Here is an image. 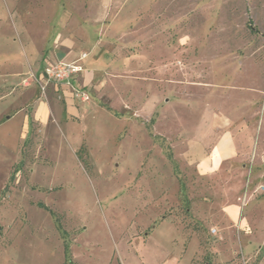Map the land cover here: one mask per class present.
<instances>
[{"label": "rangeland", "instance_id": "374dc122", "mask_svg": "<svg viewBox=\"0 0 264 264\" xmlns=\"http://www.w3.org/2000/svg\"><path fill=\"white\" fill-rule=\"evenodd\" d=\"M73 19L97 69L90 99L54 83L42 97L32 69ZM16 70L28 79L11 84ZM0 87V264L264 256V0H0ZM46 100L57 121L32 120L16 152L6 118L21 103L49 117ZM236 143L255 152L240 159ZM243 162L230 199L222 170Z\"/></svg>", "mask_w": 264, "mask_h": 264}, {"label": "crops", "instance_id": "0c3cea01", "mask_svg": "<svg viewBox=\"0 0 264 264\" xmlns=\"http://www.w3.org/2000/svg\"><path fill=\"white\" fill-rule=\"evenodd\" d=\"M76 20H70L69 22H67L66 24H64L63 28L62 29H59V30H56L58 28V26L56 27L55 29V34L51 37L52 40H50V37L46 35V39L48 41V37H49V42L51 43V46H52V52L51 53L52 57H50L52 60H58L59 58L61 59H64L66 61H74V60H77L79 61L83 67H84V70L78 74L75 78V82L80 85L81 87H86V88H89L91 87L94 83H95V78H96V72H97V69L94 67V66H90V64L94 61L92 59H89L86 58V59H83L81 60L80 59V56L81 54H83V52H85V50H80L79 51V48L80 46L78 45V42H77V39L74 38L73 35V30L71 29V26H73V24H75ZM68 24H70L68 26ZM88 31V30H87ZM25 40H26V44L27 46H30L28 47V50L29 52H33L34 49L32 47V44L31 42L32 39H31V36L29 37L28 36H25ZM97 44V43H96ZM96 44H92V49H95L97 46ZM60 47L61 50H63L65 54H61V53H58L57 50L55 49H58ZM23 52L28 55V52H27V48L26 49H23ZM34 55V58L37 59L39 58V54L38 53H33ZM23 55V54H21ZM29 56V55H28ZM33 59V60H35ZM44 66V64H43ZM43 66H39L36 70H33L32 69V74L38 76L42 73L43 71ZM10 77L14 80H12L13 82L11 84H15V83H20L21 81L23 82L24 80L28 79V77L26 76V72H22V71H17L14 72L13 74H10ZM21 82V83H22ZM34 87V89L36 90V93H38L39 95H44L41 91V87L39 85V83H37V81H33L32 85L29 87ZM51 89L53 91H58V93H62L63 96L65 97L66 99V102H69L70 100H75V98L72 96L71 94V89L68 85H65V84H60V85H52L51 86ZM4 91H2L1 87H0V95L2 94H7L9 93V89L6 90V88L4 87L3 88ZM15 91V89H12ZM50 90V88H49ZM2 91V92H1ZM27 91V90H26ZM26 91H23L22 93H25ZM43 97V96H42ZM43 98H40L39 100H37L36 103H38L37 107L39 106V104L42 102ZM46 103L49 104V101L46 100ZM84 103H87V102H84ZM22 106V107H20ZM49 107H50V104H49ZM50 112H51V115L48 117L46 116L45 117V113H42V114H39L38 111L36 112H32V114H29L28 112H26V105L25 103L24 104H20L19 107L17 106L16 107V110L14 112V114H11L9 115L6 120H5V123H10L12 124V129L10 131H8V133H3L2 135V138L4 139V141L6 142H11L12 145H14V147H16V152L18 151V146H19V141L21 140H24L26 139V137L28 136V133L30 132V124L32 122V120H35L38 122V124H43L44 125V122L46 120V128H47V125L52 122V120H55V122L57 121V118L53 116V112L51 111V107H50ZM33 116V118H32ZM39 118V119H38ZM221 136L216 135L217 138V144L220 145L221 142H222V139H224V134H227V131L226 132H221ZM239 133H242V130L241 131H238V134ZM240 137V136H239ZM241 138V137H240ZM238 141H240L239 139H236ZM244 148L247 150H244ZM250 149H251V146L250 147H243L241 148L240 145H238V143H236V147L233 148V151L234 152H238L237 154V157L238 158H249L250 155L252 154V152H255L254 150L250 152ZM262 150H263V153L261 154L262 156L261 157H264V146L262 147ZM263 161V160H262ZM261 161V163H262ZM242 166H241V165ZM239 167H237V170L235 171H230V169H227V170H222L223 173H225V176L227 177V197H230V199H235L237 196H238V185H236L235 183H232V180H231V174H237L238 172L241 173V176L244 174V171L246 170L247 168V165L243 162V163H239L238 164ZM233 172V173H232ZM216 173H218V171H213V172H209L207 175H200L199 177L201 178V180H203V182L205 181L204 178L207 177L208 175H215ZM264 175V173H262V176ZM200 180V181H201ZM260 185H263L262 183L260 184H257L256 187L253 189V191L251 193H249V197L248 199H254L255 198V195L257 194V191L259 189V186ZM264 186V185H263ZM264 190V188H263ZM264 192V191H263ZM235 196V197H234ZM238 198H240V196H238ZM217 233V232H216ZM219 235V234H218ZM212 253L215 255L214 259L215 261H211V262H208L207 264H224L225 261L221 259V257L225 256V253L219 251V250H213ZM213 259V260H214ZM254 264H264V256L261 257V259H259L258 262L254 263Z\"/></svg>", "mask_w": 264, "mask_h": 264}, {"label": "built area", "instance_id": "2783aa9c", "mask_svg": "<svg viewBox=\"0 0 264 264\" xmlns=\"http://www.w3.org/2000/svg\"><path fill=\"white\" fill-rule=\"evenodd\" d=\"M86 57L87 54H83L80 59L83 60ZM42 68L43 71L40 75L36 76L33 74L32 76L39 83L44 95L48 86L54 83L57 86L60 84L68 85L73 97H78L83 100L90 99L88 93L75 82L76 76L84 70L83 65L79 61H66L64 59L52 60L47 58ZM25 83L27 85L30 84L28 81Z\"/></svg>", "mask_w": 264, "mask_h": 264}]
</instances>
